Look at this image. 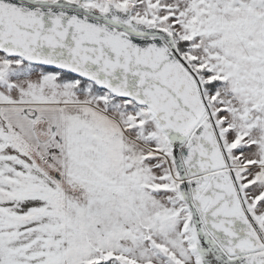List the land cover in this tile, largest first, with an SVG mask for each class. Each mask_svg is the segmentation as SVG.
<instances>
[{
  "label": "snow or ice",
  "instance_id": "1",
  "mask_svg": "<svg viewBox=\"0 0 264 264\" xmlns=\"http://www.w3.org/2000/svg\"><path fill=\"white\" fill-rule=\"evenodd\" d=\"M0 264H264V0H0Z\"/></svg>",
  "mask_w": 264,
  "mask_h": 264
}]
</instances>
